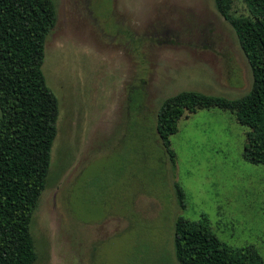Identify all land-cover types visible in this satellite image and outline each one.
<instances>
[{
    "label": "rangeland",
    "instance_id": "rangeland-1",
    "mask_svg": "<svg viewBox=\"0 0 264 264\" xmlns=\"http://www.w3.org/2000/svg\"><path fill=\"white\" fill-rule=\"evenodd\" d=\"M51 1L42 71L58 111L29 226L34 264H178V218L207 220L264 262V165L242 157L247 129L216 108L189 114L169 138L173 159L155 130L180 93L241 99L251 89L214 0ZM232 14L248 15L241 0Z\"/></svg>",
    "mask_w": 264,
    "mask_h": 264
},
{
    "label": "trees",
    "instance_id": "trees-1",
    "mask_svg": "<svg viewBox=\"0 0 264 264\" xmlns=\"http://www.w3.org/2000/svg\"><path fill=\"white\" fill-rule=\"evenodd\" d=\"M241 1L246 16L232 14L233 0H214V5L238 38L251 69V89L241 99L183 92L165 101L155 130L171 159L169 138L178 121L216 108L247 129L243 159L264 165V0ZM55 24L51 0H0V264L36 261L29 226L46 184L58 111L42 71ZM176 199L184 210L178 186ZM173 243L178 264H264L253 248H234L218 239L205 219L178 218Z\"/></svg>",
    "mask_w": 264,
    "mask_h": 264
}]
</instances>
